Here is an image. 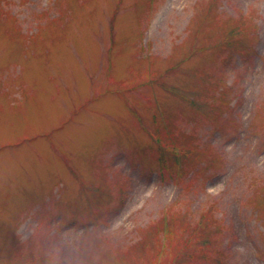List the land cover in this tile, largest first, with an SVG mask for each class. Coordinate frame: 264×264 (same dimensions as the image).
<instances>
[{
    "label": "rangeland",
    "instance_id": "obj_1",
    "mask_svg": "<svg viewBox=\"0 0 264 264\" xmlns=\"http://www.w3.org/2000/svg\"><path fill=\"white\" fill-rule=\"evenodd\" d=\"M0 264H264V0H0Z\"/></svg>",
    "mask_w": 264,
    "mask_h": 264
}]
</instances>
